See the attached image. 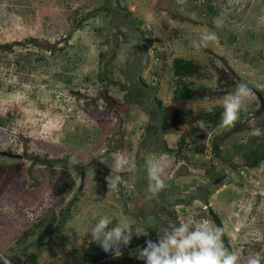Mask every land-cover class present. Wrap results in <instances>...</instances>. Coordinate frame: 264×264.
<instances>
[{
  "label": "rangeland",
  "instance_id": "obj_1",
  "mask_svg": "<svg viewBox=\"0 0 264 264\" xmlns=\"http://www.w3.org/2000/svg\"><path fill=\"white\" fill-rule=\"evenodd\" d=\"M208 32L216 39L198 45ZM240 82L251 96L221 126ZM254 126L264 129V0H0V253L18 264H78L85 250L84 264H145L133 253L147 239L179 222L217 226L212 208L238 264H264V137ZM117 151L141 202L131 178L108 188ZM156 157L166 187L148 198ZM100 215L148 236L108 257L89 236Z\"/></svg>",
  "mask_w": 264,
  "mask_h": 264
},
{
  "label": "clouds",
  "instance_id": "obj_2",
  "mask_svg": "<svg viewBox=\"0 0 264 264\" xmlns=\"http://www.w3.org/2000/svg\"><path fill=\"white\" fill-rule=\"evenodd\" d=\"M217 27L222 24L221 18L214 21ZM216 39L215 33H203L198 45L206 46L208 42ZM251 89L245 82L237 84L234 92L227 94L223 100V112L221 126L232 125L238 120L240 112L244 109L246 101L251 96ZM201 128L204 122L200 121ZM251 135L264 137V129L253 127ZM128 163L126 154L117 151L111 154L110 174L106 177L110 191L122 186L125 179L121 173ZM166 163L163 157L153 158L148 168V193L149 197L155 196L166 187L164 176ZM134 175V174H133ZM127 223L113 225V221L107 215H100L96 219L89 236L96 242L108 257H122L126 251H130L134 239L140 236H148L146 231L140 234L138 228L132 231ZM157 240L147 239L144 247H138L133 253L136 258L145 264H238L239 254L235 250L226 247L223 237V228L213 226L207 219L201 220L195 226L191 221L179 222L172 228H162L157 231ZM0 264H10L6 256H0ZM248 264H259L258 259L252 256Z\"/></svg>",
  "mask_w": 264,
  "mask_h": 264
},
{
  "label": "flooded vegetation",
  "instance_id": "obj_3",
  "mask_svg": "<svg viewBox=\"0 0 264 264\" xmlns=\"http://www.w3.org/2000/svg\"><path fill=\"white\" fill-rule=\"evenodd\" d=\"M166 120H167V118H165ZM165 126H166V123H165ZM126 129V128H125ZM124 133V132H123ZM122 133V134H123ZM153 141H154V139H153ZM151 142H152V140H151ZM262 158H264L263 156H262ZM253 159H254V157H253ZM242 160H245V161H247V160H250L248 157L246 158H244V159H242ZM252 160V159H251ZM138 164V163H137ZM136 164H134V166H135ZM137 166V165H136ZM236 166H237V162L236 161H234L232 164H230V165H228L227 166V170L229 171V170H232V169H234V168H236ZM123 177H126V179H132V183H133V192H134V195H133V198L134 199H137L138 201H142V197L143 196H141V194H140V192H139V188H138V178H136L137 177V174L133 177L132 176V174L130 173L129 175H122V178ZM171 193V192H170ZM177 194H184V198H185V201L187 202L188 201V197H193L194 195H189V193L186 191V190H180V191H178V192H176ZM172 194V193H171ZM176 194V195H177ZM175 195V194H174ZM176 195L175 196H173V203H175V201H177V199H176ZM170 196H172V195H170ZM169 197H168V195L166 196V197H157V201H162V202H168L170 199H168ZM181 201H183V200H181ZM156 239V238H155Z\"/></svg>",
  "mask_w": 264,
  "mask_h": 264
},
{
  "label": "trees",
  "instance_id": "obj_4",
  "mask_svg": "<svg viewBox=\"0 0 264 264\" xmlns=\"http://www.w3.org/2000/svg\"><path fill=\"white\" fill-rule=\"evenodd\" d=\"M213 12H215V10ZM215 120L217 122L218 121V118L216 117ZM63 212L64 213L62 215V218L60 220V223L56 227V230H55L56 234H59L63 230V228L65 227V225H66V223H67V221H68V219H69V217L71 215V213H70V207L68 206V208H64L63 209ZM0 256H6V255L0 253ZM6 257L9 259L10 264H18V261H15L12 257H8V256H6ZM83 258H89V254H88V251L87 250H85L84 255H74V260H79L78 261V264H84ZM88 260L90 261V259H88Z\"/></svg>",
  "mask_w": 264,
  "mask_h": 264
},
{
  "label": "water",
  "instance_id": "obj_5",
  "mask_svg": "<svg viewBox=\"0 0 264 264\" xmlns=\"http://www.w3.org/2000/svg\"><path fill=\"white\" fill-rule=\"evenodd\" d=\"M210 212H211V214L213 216V219H214L216 225L218 227L221 226L223 228V237H222V239H224L226 244L229 245V241H228L227 236H226L225 231H224V224H223L222 219L219 217V215L212 208H210Z\"/></svg>",
  "mask_w": 264,
  "mask_h": 264
},
{
  "label": "built area",
  "instance_id": "obj_6",
  "mask_svg": "<svg viewBox=\"0 0 264 264\" xmlns=\"http://www.w3.org/2000/svg\"><path fill=\"white\" fill-rule=\"evenodd\" d=\"M232 2L240 1V0H231Z\"/></svg>",
  "mask_w": 264,
  "mask_h": 264
}]
</instances>
